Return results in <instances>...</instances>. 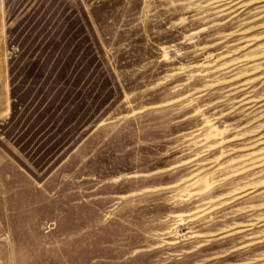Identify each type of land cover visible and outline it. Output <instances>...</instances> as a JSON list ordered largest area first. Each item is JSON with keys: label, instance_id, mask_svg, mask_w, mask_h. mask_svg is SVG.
<instances>
[{"label": "rangeland", "instance_id": "rangeland-1", "mask_svg": "<svg viewBox=\"0 0 264 264\" xmlns=\"http://www.w3.org/2000/svg\"><path fill=\"white\" fill-rule=\"evenodd\" d=\"M0 264H264V0H0Z\"/></svg>", "mask_w": 264, "mask_h": 264}]
</instances>
